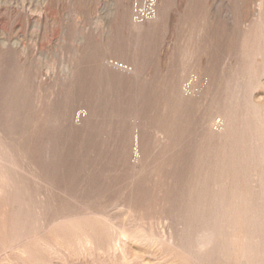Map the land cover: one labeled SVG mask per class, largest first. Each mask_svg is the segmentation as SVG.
I'll list each match as a JSON object with an SVG mask.
<instances>
[{"label": "rangeland", "instance_id": "obj_1", "mask_svg": "<svg viewBox=\"0 0 264 264\" xmlns=\"http://www.w3.org/2000/svg\"><path fill=\"white\" fill-rule=\"evenodd\" d=\"M132 1L0 0V157L6 170L4 175L0 170V264H200L198 257L207 252L199 243L200 234L170 239L169 217L156 224L154 235L146 231L133 234L135 229L122 234L119 225L124 201L117 185H91L83 191L75 171L67 182L57 186H53L48 169L41 178L33 149L34 121L40 109L66 103L73 117L78 112L76 105L85 109L83 102L72 96V78L66 79L69 73L65 64L76 49L88 64L93 49L103 52L96 88L106 96L108 85L118 89L130 80L123 67L131 69L138 61L132 54L108 50V41L117 38L140 43L149 61V74L166 75L175 52L185 50L187 42H193L196 28L206 24L208 33L202 42L207 43L201 62L190 71L208 73L205 67L210 61V73L216 77L217 73H228L236 57H248L258 76L251 119L258 149L264 155V0H170L168 21L142 35L124 29L120 21L123 12L131 17ZM158 4L163 7L162 1ZM109 28L111 35L106 36L104 30ZM246 42L248 47L243 48ZM13 94L22 117L19 131L12 129L8 116ZM91 166L84 172L95 167L97 171V161ZM76 168L75 160L73 170ZM257 189L264 195V167ZM87 208L97 210V215H89ZM251 212L253 224H248L247 231L254 236L255 255L254 260L243 264H264V202L252 206ZM161 214L156 207L148 216L157 218ZM248 219H252L250 214ZM228 229L226 233H230ZM221 248L211 264H238L232 249Z\"/></svg>", "mask_w": 264, "mask_h": 264}, {"label": "bare ground", "instance_id": "obj_2", "mask_svg": "<svg viewBox=\"0 0 264 264\" xmlns=\"http://www.w3.org/2000/svg\"><path fill=\"white\" fill-rule=\"evenodd\" d=\"M169 5L170 0H133L131 17L124 12L120 16L122 27L139 35L153 32L168 21ZM110 32V28L104 30L106 36ZM207 33L206 24L196 28L193 42H187L182 52H175L166 75L149 74V61L140 43L117 38L108 41V50L132 54L138 61L131 69L123 67L130 80L118 89L108 85L106 96L96 88L103 52L93 49L88 64L86 57L74 50L64 63L69 73L66 79L72 78V96L83 102L85 109L76 105L78 112L73 117L66 103L59 107L44 105L34 121L33 149L41 178L48 169L53 186L67 182L75 171L83 191L91 185L120 187L124 201L119 225L122 234L135 229L133 234L146 231L154 235L156 224L169 217L170 239L175 235H201L199 243L207 252L198 257V263L211 264L215 252L224 245L237 254L238 264H243L254 260L255 255V239L247 231L253 224L251 207L264 202L261 189H257L264 155L258 149L251 119L258 76L245 55L236 57L228 73L220 72L215 77L210 73V61L205 67L208 73H191L190 69L201 62L207 43L202 40ZM247 47L246 42L243 48ZM14 99L13 94L8 116L12 129L19 131L22 117ZM102 153L107 155L105 159ZM75 160L77 168L73 170ZM96 161L97 171L94 166L85 173L86 167ZM1 169L4 175L2 157ZM156 207L161 209V216L149 217ZM86 210L89 215L98 213L93 208ZM113 215L117 218L116 213ZM227 227L230 233H226Z\"/></svg>", "mask_w": 264, "mask_h": 264}]
</instances>
